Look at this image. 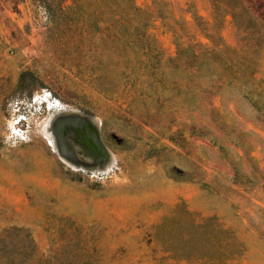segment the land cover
Returning <instances> with one entry per match:
<instances>
[{
	"label": "rangeland",
	"instance_id": "1",
	"mask_svg": "<svg viewBox=\"0 0 264 264\" xmlns=\"http://www.w3.org/2000/svg\"><path fill=\"white\" fill-rule=\"evenodd\" d=\"M0 264H264V0H0Z\"/></svg>",
	"mask_w": 264,
	"mask_h": 264
},
{
	"label": "bare ground",
	"instance_id": "2",
	"mask_svg": "<svg viewBox=\"0 0 264 264\" xmlns=\"http://www.w3.org/2000/svg\"><path fill=\"white\" fill-rule=\"evenodd\" d=\"M83 121L88 122L86 119H84L83 117H79L77 116L76 118L72 117V118H67L65 120V123L62 124H58L59 122H63V121H59L56 125V121H54L53 119L50 121L49 123V127H48V131L50 133H52L55 142L57 143V139L55 138L56 133H59L60 135H62L67 129L71 128V129H75V131L80 135V137L83 139V143L85 144V146L90 147L96 154L97 157L103 156L104 159H107L109 157V160L112 161L114 158L112 156V154L107 150V148L104 146L101 151H99L98 147L94 144L93 140L86 134L85 131V123ZM89 123V122H88ZM90 124V123H89ZM74 125V127H73ZM92 146H94V149L92 148ZM58 150V147H57ZM58 153L60 156L67 158L66 156L62 155L59 150Z\"/></svg>",
	"mask_w": 264,
	"mask_h": 264
},
{
	"label": "water",
	"instance_id": "3",
	"mask_svg": "<svg viewBox=\"0 0 264 264\" xmlns=\"http://www.w3.org/2000/svg\"><path fill=\"white\" fill-rule=\"evenodd\" d=\"M64 123H65V121H63V122H59L58 124H61V126H62V124H64ZM58 124H57V125H58ZM67 133H68V132H67ZM67 133H66L62 138H60L61 135H60L59 133H56L55 138L57 139L56 141H58L59 144H62V145L65 147V153H64V154H65V156L68 158L67 147L63 144V142H64L65 139H68L69 141H71V138L68 137V134H67ZM97 137H98V140H99L100 144L103 145L102 142H101L100 139H99V135H98V134H97ZM58 142H57V143H58ZM71 142H72V141H71ZM72 143H73V142H72ZM73 144H74V143H73Z\"/></svg>",
	"mask_w": 264,
	"mask_h": 264
},
{
	"label": "trees",
	"instance_id": "4",
	"mask_svg": "<svg viewBox=\"0 0 264 264\" xmlns=\"http://www.w3.org/2000/svg\"><path fill=\"white\" fill-rule=\"evenodd\" d=\"M184 67H185V69L186 70H188V71H190L191 70V60L190 59H188V61L186 60H184ZM184 79H188L187 77H183Z\"/></svg>",
	"mask_w": 264,
	"mask_h": 264
}]
</instances>
